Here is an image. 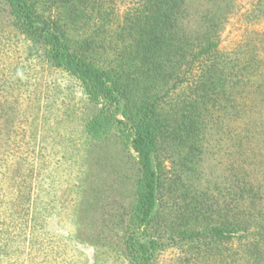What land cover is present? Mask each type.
<instances>
[{
  "label": "trees",
  "instance_id": "trees-1",
  "mask_svg": "<svg viewBox=\"0 0 264 264\" xmlns=\"http://www.w3.org/2000/svg\"><path fill=\"white\" fill-rule=\"evenodd\" d=\"M113 1L0 0V15L24 46L25 61L74 79L81 93L101 100L104 118L128 131L139 190L120 219V264H153L155 251L172 245L192 246L185 257L192 264H264V33L248 32L219 54L233 0H206L192 35L180 22L184 0H134L122 15ZM249 15L263 19L264 0ZM179 87L185 97L166 103ZM223 146L220 181L196 185L202 154L216 160ZM171 148L182 153L176 163L192 184L166 175ZM74 154L68 158L81 165ZM86 185L77 174L69 189L72 224ZM39 205L13 207L1 223L0 264H18L24 248L32 254L47 214ZM74 236L71 244L83 243ZM90 264L100 263L92 256Z\"/></svg>",
  "mask_w": 264,
  "mask_h": 264
},
{
  "label": "rangeland",
  "instance_id": "rangeland-1",
  "mask_svg": "<svg viewBox=\"0 0 264 264\" xmlns=\"http://www.w3.org/2000/svg\"><path fill=\"white\" fill-rule=\"evenodd\" d=\"M130 1L134 0H114L113 7L122 15ZM255 1H232L217 40L219 54L233 51L248 32L264 33V18L255 20L249 15ZM208 7L206 0H184L180 22L188 34L195 32ZM25 56L24 46L7 31L0 15V224L10 221L11 208H26L27 202L40 201L38 213L47 212L42 218L43 230L37 229L32 254L27 248L17 252L18 264H90L92 256L100 264H120L115 255L121 237L120 219L139 190L137 158L128 131L117 129L104 118L101 100L81 93L74 79L33 60L25 61ZM182 91L184 87L175 89L166 103L180 102L185 97ZM171 149V157L163 164L166 175H180L192 184V175L180 173L176 163L182 153ZM221 149L216 160L206 152L202 154L193 180L196 185L220 181L226 168V146ZM76 152L79 166L68 158ZM77 174L85 175L87 185L81 213L72 224L69 211L74 194L69 189ZM164 196L162 200L167 202ZM3 224L0 229L4 230ZM21 225L18 223L17 228ZM24 235L30 238L28 232ZM44 235L47 238L41 241ZM73 235L83 243L71 244L68 238ZM190 252V245L165 246L155 251L153 264H192L185 259Z\"/></svg>",
  "mask_w": 264,
  "mask_h": 264
}]
</instances>
